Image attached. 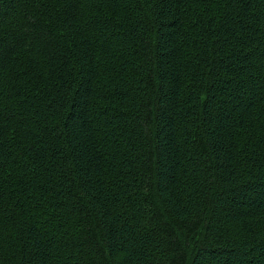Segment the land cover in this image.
I'll list each match as a JSON object with an SVG mask.
<instances>
[{"label": "trees", "instance_id": "obj_1", "mask_svg": "<svg viewBox=\"0 0 264 264\" xmlns=\"http://www.w3.org/2000/svg\"><path fill=\"white\" fill-rule=\"evenodd\" d=\"M0 264H264V0H0Z\"/></svg>", "mask_w": 264, "mask_h": 264}]
</instances>
